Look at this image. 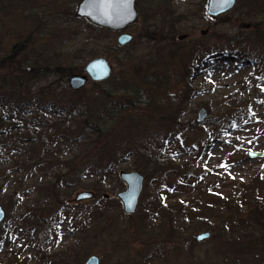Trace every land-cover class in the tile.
Here are the masks:
<instances>
[{
	"label": "rangeland",
	"instance_id": "374dc122",
	"mask_svg": "<svg viewBox=\"0 0 264 264\" xmlns=\"http://www.w3.org/2000/svg\"><path fill=\"white\" fill-rule=\"evenodd\" d=\"M80 1L20 0L0 9V51L4 53L0 56L34 33L25 54L28 58L44 52L54 61L72 64L74 73L81 74L97 56L107 57L113 65L107 80L89 79L78 89L85 91L78 93L63 91L70 77L66 82L54 77L43 84L36 82L37 88L52 86L64 92L63 103L83 95L89 98L90 103L83 99L62 123L65 137H89L84 146L65 137L52 140L57 133L53 124L60 119L53 106L45 108L37 120L43 122L36 127L39 133L24 131L23 125L13 131L21 136L16 141L26 139L9 143L0 156V204L6 210L0 224V264H83L92 254L100 257L101 264H198L188 256L186 237L191 233L183 232L182 220L204 221L219 231L226 214L218 198L229 199L261 169L264 173V157L249 156L250 151H264V60L259 59L262 53L252 50L263 52L264 42L248 41L245 47L229 43L241 30L264 31V7L257 6L264 0H236L217 19L207 12L208 0H138V20L124 30L104 32L110 37L106 42L95 41L90 49L95 51L86 57L89 51L83 45L96 35L87 28V19L76 15ZM155 3L174 10L175 25L169 8L166 20L155 16ZM155 10L162 12L161 7ZM122 32L133 35L125 45L117 40ZM103 44L111 48L104 50ZM6 65H0V74L10 69L19 72L16 63L10 69ZM105 88L116 90L110 98H101ZM202 107L208 116L198 123ZM5 111L0 104V114ZM31 114L34 109L25 116ZM86 114L94 123L90 128L83 125ZM47 119L51 121L44 123ZM35 136L39 145L31 139ZM51 145L60 162L69 166H36L50 160L44 147ZM73 162L80 177L72 170ZM90 162L109 169L105 174L92 172L87 168ZM124 169L144 175L133 215L124 211L117 197L127 187L120 177ZM73 174L82 179L78 186L68 185ZM98 177L102 191L84 187ZM83 190H93L95 197L76 201ZM156 197L160 204L176 208H171L167 223L164 213L153 215L155 221L146 220L145 213H154ZM18 218L21 224L16 223ZM203 231L212 233L202 229L195 237ZM196 241L198 260L213 241L212 237Z\"/></svg>",
	"mask_w": 264,
	"mask_h": 264
},
{
	"label": "trees",
	"instance_id": "16d2710c",
	"mask_svg": "<svg viewBox=\"0 0 264 264\" xmlns=\"http://www.w3.org/2000/svg\"><path fill=\"white\" fill-rule=\"evenodd\" d=\"M20 3V0H0V9L7 8L11 4ZM154 5L157 6V9L160 7L162 8V12H158L156 6H153V11L155 16L161 20H166L165 18V11L169 8L168 4L162 3H155ZM258 7L263 8L264 2L257 5ZM169 10H173L169 8ZM254 14L253 12H251ZM172 21L175 25L178 20H176L175 12L172 11ZM178 16V15H177ZM175 17V18H174ZM74 19H78L76 16H73ZM225 17H223L224 19ZM143 19H146L145 17ZM86 26L89 30L96 35L89 36L86 42L84 43L83 47L86 48L89 52L84 55V57L89 56L90 52L95 50H90L94 45L95 41L98 40H106L110 37L104 36L108 32H111L110 29L98 27L96 25L91 24L87 20ZM256 25L258 22L255 23ZM174 28V26H172ZM107 31V32H106ZM146 36V35H145ZM107 37V38H106ZM148 37V36H146ZM34 40V33L29 34L24 39L19 41L12 47V50L5 55L0 56V65H6V68H11L12 63H16L19 72H13L10 69L8 72H2L0 74V104L6 107V111L0 114V156L2 155L4 148L9 147V143L15 144L21 141H24L26 138H22L21 140H17L20 138L19 135H14L13 131L16 127L23 125L24 131L28 130L33 133V131L40 132L36 129L38 125L43 122H37L39 117H41L42 113H46V109L49 107H55L56 111L60 113V119L55 120L53 127L57 130L55 136H53L52 140H56L58 138L65 137L64 132H62V123L66 122V119L72 112H75L79 109V104L83 101L90 103V100L87 96L83 95L81 97H77L76 99L68 100L66 103L61 102L62 95L64 92L70 93H78L80 91H85L84 89L81 90H73L69 86H65L63 89V93H58L55 89L53 90L52 86H39L36 87V82H42L48 79L49 77H54L57 80L61 79L65 82L68 78L75 72V66L72 64H68L67 62L64 64L62 62L54 61V58L51 55H46L41 53L36 58H28L25 54L28 52L29 45ZM233 41H229L230 44H239L242 47H245V43L248 41H256L258 43L264 42V31L259 28H255L253 31L251 30H241L237 32L233 37ZM107 49L105 44H103ZM263 52H258L254 47L252 50L254 53H262L261 59L264 60V44L261 45ZM114 49H122L123 46H113ZM234 47V46H231ZM111 47H109L110 49ZM235 49H241L239 46H235ZM245 49V48H244ZM246 50L241 52L244 55H248L245 53ZM0 54H4L0 51ZM65 55H62V60L65 59ZM61 57V56H59ZM64 57V58H63ZM98 85L99 83H95ZM33 87H35L33 89ZM116 89H113L115 92ZM110 89L105 88V91L102 90L99 95L101 98L109 97L113 93ZM189 94V93H188ZM50 95V96H47ZM102 102V101H101ZM104 104V103H102ZM34 109V114L30 116H25V113ZM99 116L103 118L102 110H99ZM37 114V115H35ZM35 115V116H34ZM99 119V121L101 120ZM43 119V118H42ZM49 123L50 119H47ZM24 121V124H22ZM83 125L86 127H91L94 125L93 120L90 119L89 115H85L83 117ZM97 131H100V128H96ZM44 133H47L44 132ZM100 134V132H98ZM54 135V134H53ZM82 139H75L65 137L66 140L77 143L81 146H84L86 143L85 137H89V134H81ZM35 140V145L38 143L40 144L39 138L35 136V138H31ZM37 141V142H36ZM56 142V141H55ZM84 143V144H83ZM51 147V148H50ZM45 153L49 156V161H44L42 164L38 163L36 166L39 167H46L47 165L50 168H62L61 165H70L69 162H60V158L56 157V152L53 149V145L44 147ZM72 170L80 177L77 169V163H72ZM92 172L99 173L102 172L105 174L109 169L108 166L101 167L97 164L90 162L87 166ZM85 169H83L84 171ZM82 171V172H83ZM141 172H144L143 170ZM75 178L69 180L68 185H75L78 186L82 183V179L78 178L75 174L72 175ZM60 178V176H58ZM60 181V180H59ZM64 181H68L64 179ZM55 182L53 184L56 185ZM101 179L98 177L93 182H88L84 184L85 188H93L97 190L99 193L103 190L101 187ZM161 191V190H160ZM104 196V195H103ZM107 200V199H106ZM154 206L152 208L153 212L145 213L146 220H156L153 215L164 213V218L166 219V223L168 217L171 215V208L174 206L171 205H164L160 204L159 199L157 197L154 198ZM220 202V210L222 213H225V217H222V225L218 228L211 226L210 223H206L204 221H195L194 219L188 218V221L182 220L181 224L183 226V232L187 233L188 231L191 233V236L186 237L187 241L190 242V249H189V257L192 259L191 262L194 261L198 264H221L224 263H239V264H264V173L261 169L257 172L256 177L250 184H244L242 189H239L235 192L234 195L230 196L229 199H223L221 197L218 198ZM106 202H112V200H107ZM114 202H118L117 200ZM83 206V205H82ZM81 206V207H82ZM179 206V212L182 211V207ZM174 209H176L174 207ZM32 211V209H31ZM33 212V211H32ZM220 217V216H219ZM22 219V218H21ZM19 218L16 220V223L21 224L22 221ZM27 219V218H26ZM204 219V218H202ZM180 221V220H178ZM159 226L162 225L159 223ZM27 229L33 230V227H28ZM202 229H210L212 230L211 237L212 243L211 247H208L205 250V254L201 257L197 258L194 254L195 250L193 245L197 244L195 232L202 230ZM38 233V232H37ZM36 233V234H37ZM88 244H92L90 241ZM79 244L75 247L79 248ZM88 247H91L89 245Z\"/></svg>",
	"mask_w": 264,
	"mask_h": 264
},
{
	"label": "water",
	"instance_id": "95a60500",
	"mask_svg": "<svg viewBox=\"0 0 264 264\" xmlns=\"http://www.w3.org/2000/svg\"><path fill=\"white\" fill-rule=\"evenodd\" d=\"M138 0H81L78 3L76 15L80 18H86L90 23L105 27L113 31H121L139 18L137 7ZM236 4V0H208V14L214 19L224 15L231 10ZM244 26V25H242ZM133 38L132 33L122 32L118 35L117 40L120 45L129 43ZM113 70V65L105 56H97L91 59L85 66V74L74 73L69 78V86L78 90L87 85L89 79L95 82L107 80ZM208 116V110L205 107L199 109L196 121L203 123ZM250 157H264V151H250ZM120 177L127 184L125 190L117 193V197L123 204L124 211L133 215L137 211V205L143 189L144 175L136 170H122ZM95 197L93 190H83L79 192L75 199L83 201ZM105 197H108L106 195ZM6 217V210L0 204V224ZM211 232L204 231L197 234L199 242L210 238ZM83 264H101L100 257L96 254L90 255ZM235 264V263H232Z\"/></svg>",
	"mask_w": 264,
	"mask_h": 264
},
{
	"label": "snow or ice",
	"instance_id": "6c2138e0",
	"mask_svg": "<svg viewBox=\"0 0 264 264\" xmlns=\"http://www.w3.org/2000/svg\"><path fill=\"white\" fill-rule=\"evenodd\" d=\"M124 2H126V0H124ZM221 166L226 167V165H221Z\"/></svg>",
	"mask_w": 264,
	"mask_h": 264
}]
</instances>
